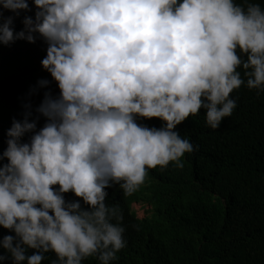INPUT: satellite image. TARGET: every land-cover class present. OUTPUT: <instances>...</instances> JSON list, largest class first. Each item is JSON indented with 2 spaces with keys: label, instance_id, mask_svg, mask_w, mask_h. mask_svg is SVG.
Wrapping results in <instances>:
<instances>
[{
  "label": "clouds",
  "instance_id": "clouds-1",
  "mask_svg": "<svg viewBox=\"0 0 264 264\" xmlns=\"http://www.w3.org/2000/svg\"><path fill=\"white\" fill-rule=\"evenodd\" d=\"M33 4L34 17L25 16L15 31L14 17L31 11L28 2L0 0L14 14L0 13V44L43 39L41 65L52 77L31 89H52L35 118L25 104L23 119L14 118L6 132L0 227L15 235L0 239L8 254L0 262L42 264L53 252L52 264L88 257L112 264L126 240L119 204L105 203L107 189L119 185L129 195L147 169L183 167L181 158L194 146L179 124L203 109L206 126L215 129L236 107L233 90L244 85L264 93V6L251 0ZM152 118L159 127L139 122ZM69 192L79 199L66 200Z\"/></svg>",
  "mask_w": 264,
  "mask_h": 264
},
{
  "label": "trees",
  "instance_id": "trees-1",
  "mask_svg": "<svg viewBox=\"0 0 264 264\" xmlns=\"http://www.w3.org/2000/svg\"><path fill=\"white\" fill-rule=\"evenodd\" d=\"M27 2L31 11L14 17L15 31L23 28L25 16L34 17L33 0ZM251 2L264 6V0ZM0 13L14 16L2 8ZM46 48L41 38L0 44V156L12 120L23 119L24 105L31 104L30 119L35 118L44 92L52 93L49 85L31 93L40 78H52L41 65ZM29 74L37 76L32 80ZM230 97L236 107L219 127L206 126L203 109L177 126L194 146L181 158L183 167L169 162L147 169L144 182L129 195L119 185L107 189L105 203L119 204L126 240L112 264H264V93L241 85ZM139 122L161 124L157 118ZM43 123L41 116L37 128ZM4 163L6 158L0 160ZM64 196L79 199L71 192ZM141 202L150 207L144 218L134 207ZM4 235L15 233L0 227V239ZM34 251L28 249L27 254ZM0 255L8 254L0 248ZM55 259V253H45L42 264ZM0 264H11V259ZM82 264L99 261L88 257Z\"/></svg>",
  "mask_w": 264,
  "mask_h": 264
},
{
  "label": "rangeland",
  "instance_id": "rangeland-1",
  "mask_svg": "<svg viewBox=\"0 0 264 264\" xmlns=\"http://www.w3.org/2000/svg\"><path fill=\"white\" fill-rule=\"evenodd\" d=\"M148 208H149L148 205H145V206H143V205H136L135 206V209L138 211V214L140 215L141 218H144L145 217V215H146L145 212H146V209H148ZM144 209H145V211L142 212Z\"/></svg>",
  "mask_w": 264,
  "mask_h": 264
},
{
  "label": "built area",
  "instance_id": "built-area-1",
  "mask_svg": "<svg viewBox=\"0 0 264 264\" xmlns=\"http://www.w3.org/2000/svg\"><path fill=\"white\" fill-rule=\"evenodd\" d=\"M142 212H144V210H143ZM139 216H140V215H139Z\"/></svg>",
  "mask_w": 264,
  "mask_h": 264
}]
</instances>
